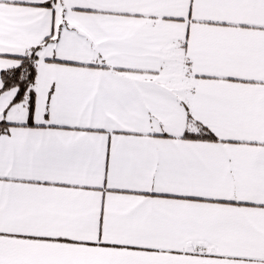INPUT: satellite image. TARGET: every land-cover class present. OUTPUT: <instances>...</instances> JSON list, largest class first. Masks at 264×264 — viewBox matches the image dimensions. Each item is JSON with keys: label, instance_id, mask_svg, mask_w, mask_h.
I'll use <instances>...</instances> for the list:
<instances>
[{"label": "snow or ice", "instance_id": "6c2138e0", "mask_svg": "<svg viewBox=\"0 0 264 264\" xmlns=\"http://www.w3.org/2000/svg\"><path fill=\"white\" fill-rule=\"evenodd\" d=\"M0 264H264V0H0Z\"/></svg>", "mask_w": 264, "mask_h": 264}]
</instances>
